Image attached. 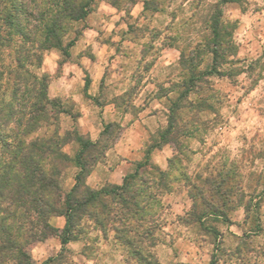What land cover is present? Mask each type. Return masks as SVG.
<instances>
[{"label":"rangeland","instance_id":"374dc122","mask_svg":"<svg viewBox=\"0 0 264 264\" xmlns=\"http://www.w3.org/2000/svg\"><path fill=\"white\" fill-rule=\"evenodd\" d=\"M0 1V8L5 7L6 10H11L15 4V0ZM106 1L93 0L90 4L92 11L84 19L68 24L64 45L75 38L67 47L68 53L49 48L43 52L41 64H34L31 69L38 76L48 74V96L59 98L70 112L57 117L56 128L60 135L74 127L80 132L81 127L89 128L100 144L111 146L122 124L141 113L146 116V125L155 138L168 126L171 102L177 100L184 88L179 86L185 81L181 76L180 50L189 60L191 47L208 39L210 28L202 20L210 14L217 0H162L164 6H178L179 10L175 12L178 19L173 24L169 15L148 13L141 16L140 3L132 7L130 0H118L116 10ZM223 13L228 22L225 28L230 32V46L235 49L227 53L226 62L223 59L218 61L216 69L213 68L216 73L195 81L198 93H191L186 98L187 101L207 98L212 109L198 113L197 123L190 127L191 130H182L185 135L176 136L179 144L169 145L174 152L173 158L186 166L189 174L198 171L203 177L219 179L226 175L239 180L234 192L243 204L228 213L230 221H205L221 232L220 246L223 250L216 252V264L237 263L229 250L240 243L241 237L254 250L249 253L250 262L255 257L256 261L264 263L260 251L264 249V0L234 2L224 6ZM172 36L176 38L177 47L175 43V46H169V37ZM94 38L97 43L92 42ZM110 38L114 42L108 44ZM103 42L107 46H102ZM202 49L197 48V52H201L200 60L192 64L195 73L212 66V55ZM99 75L101 80L95 86L91 83L89 95V80ZM2 83L0 100L4 96L2 100L7 101L10 83L6 85L4 80ZM53 92L59 93L54 96ZM113 108H116L114 125L109 131H103L106 124L104 115ZM178 112L182 120H190L194 113L188 108ZM85 113L86 117L83 116ZM47 131L48 128L43 127L37 134ZM76 147V144H68L63 149L72 156ZM231 163L235 164V173L228 169ZM75 171L73 164L66 168L63 176L65 190L72 186ZM171 176H178L177 171L173 170ZM178 179L180 184L184 183L183 179ZM185 191L175 184L171 192L156 196L160 202L156 214L160 228L154 230L153 240L157 238V243L151 252L161 264H208L211 258L212 234L203 232L195 222L184 224L177 218H166L181 209L176 200ZM231 198L233 200V196ZM168 221L173 223L171 227ZM255 226L262 229L257 231ZM85 230V240H79L86 244L82 253L93 257L97 251L95 244L99 241L106 243L108 236L107 240L101 239L91 223L86 224ZM110 242L118 245L114 240ZM188 242L194 243L198 249L195 251ZM160 244L177 247L175 251L167 247L159 251L156 247ZM48 247L42 246V241L31 246L29 253L33 264H41L61 251L52 252ZM61 252L51 264H88L74 250L63 249ZM185 252L193 255L184 258ZM33 254L42 261L34 259ZM115 254H123L119 245ZM114 264H125V261L116 259Z\"/></svg>","mask_w":264,"mask_h":264},{"label":"trees","instance_id":"16d2710c","mask_svg":"<svg viewBox=\"0 0 264 264\" xmlns=\"http://www.w3.org/2000/svg\"><path fill=\"white\" fill-rule=\"evenodd\" d=\"M111 1L118 6V0ZM232 2L244 0L214 3L210 14L202 20L210 28L209 37L191 47L189 60L180 50L181 76L185 81L179 86L184 88L177 100L171 102L168 126L155 138L151 134L144 158L135 163L122 184L105 183L99 188L88 187L85 179L104 160L106 150L112 145L91 140L77 127L60 135L57 117L70 112L59 98L48 96V74L38 76L31 69L34 64H41L43 52L49 48L68 53L67 47L75 41L72 38L63 43L68 24L84 19L92 11L93 0H15L11 10L0 8V88L3 80L11 87L9 100H2L4 96L0 100V264H33L29 249L49 236L59 237L61 251L66 250L68 242L85 240L86 224L90 223L103 235L109 230L113 232V240L125 255V264H161L151 252L157 243V238L153 240L154 230L160 228L156 221L160 202L156 196L171 192L175 184L183 187L191 199L189 210L179 220L184 224L195 222L203 232L214 236L208 264H216V252L223 250L221 232L205 221H230L228 213L243 204L234 192L238 178L203 177L198 171L189 174L186 166L173 156L168 169L161 170L152 162L151 152L163 144L177 146V137L185 135L182 130H191L198 113L212 109L207 98L198 101L186 98L198 93L195 81L216 73L213 68L218 61L226 62L227 53L235 49L230 46V32L225 28L228 22L223 18V7ZM160 3L162 0H145L144 14L161 10ZM169 40V46L177 47L175 37ZM200 46L212 55V66L195 73L192 64L200 60L201 52H197ZM183 108L194 111L190 120L178 117V111ZM113 125L114 122L106 123L103 131H109ZM43 127L48 131L37 134ZM68 144L77 146L72 156L63 149ZM70 164L76 167L74 182L65 190L63 176ZM228 169L235 173V164L231 163ZM173 170L178 176H171ZM178 178L184 183L180 184ZM54 215L64 217L63 228H54L49 223ZM255 229L262 228L255 226ZM248 245L241 237L240 243L229 250L236 264H264L255 257L250 262L249 253L254 250ZM260 251L264 257V249ZM56 257L41 264H51Z\"/></svg>","mask_w":264,"mask_h":264},{"label":"crops","instance_id":"0c3cea01","mask_svg":"<svg viewBox=\"0 0 264 264\" xmlns=\"http://www.w3.org/2000/svg\"><path fill=\"white\" fill-rule=\"evenodd\" d=\"M144 2L145 0H142V1L132 0L131 1L132 7L135 6V4L140 3L141 6H140L139 13L143 17H144L143 15L144 14ZM105 3L108 4V6L114 7L116 10H118V6L114 4L111 0H107ZM229 4H234V2L228 3L226 5H229ZM160 6H161V10L153 14L158 15V16L159 15H169L171 24L175 23L174 20L178 19L177 15L175 16V12L179 10L178 6L171 5V4H167L164 6L161 3H160ZM92 42L97 43L95 38L92 39ZM110 42H114V41L111 40L110 38L108 40V44H110ZM105 45L106 43L103 42L102 46H105ZM168 47H164V48H168ZM170 48L176 50L174 47H170ZM100 75L96 78L93 77V79L89 80V84L87 87L88 88L87 93L89 95H91V92L89 90L91 83L94 86L96 84L98 85V82L101 80ZM58 93L59 92H53L52 95L55 96ZM115 109L116 108H113L112 110L110 109V113L107 112L108 114L104 115L105 123L114 122L116 120V112H115L116 110ZM83 116L86 117L87 114L85 113V115ZM78 118H80V116H78ZM145 119H146V116L141 115L140 113L138 116L133 117L125 124H122V128L116 140L114 141L112 146L109 149H107L105 152L104 161L97 163V165L86 176L85 184L88 187L99 188L105 183L114 184V185L122 184L124 177L128 173L133 171L135 163L141 161L144 158V148L151 136V130L148 127V125H146ZM82 120H83V117H82ZM88 124H91V123L89 122ZM81 133L89 137L93 141L96 140V135L92 131H90L89 128L81 127ZM173 154L174 152H173L172 147H170L169 144H163L160 147L152 150L151 159H152V162L159 169L167 170L169 167V159L173 156ZM176 201L181 205V209L176 212L170 213L166 217L167 219H169V217L174 218V219L175 218L179 219V217L183 216L189 210L191 206V199L186 194V191L184 192V194H180L177 197ZM49 223L54 228L61 229L64 226L65 219L61 215H54L50 217ZM171 223L170 221H168V224L170 225V227H171ZM164 228L166 229L165 226ZM109 231L110 232H107L106 235H103V233L100 230H98L99 235H101V239L107 240V236H108V241L106 243H102L101 241H99L95 244L97 251L93 257H87L83 255L82 249L84 247V244L78 240L68 242L65 247L68 250H74V252H76V254H78V256L81 257L88 264L90 262H92V264H114L116 259L124 262L123 254H119L118 256L117 254H115V252L117 251L118 245L117 244L115 245L110 242V240L111 241L113 240V235L111 233V230ZM188 244L192 245L195 248V251L198 249V247L194 246V243L188 242ZM48 245H51V246L48 247ZM42 246H47L49 248L48 250L52 252H54L55 250L61 249L62 247L60 239L56 235L46 237L44 240H42ZM165 247H167L168 250H174L176 249L177 246H175L174 244L172 245L160 244L156 247V249L160 251L163 248L165 249ZM195 253L196 252H194V254ZM185 254L186 255H184V258H186L185 256L189 257L193 255L192 252L191 253L185 252ZM33 257L34 259L38 260L42 257V255L40 253V258H37V256L33 254ZM40 261L42 260L40 259Z\"/></svg>","mask_w":264,"mask_h":264}]
</instances>
